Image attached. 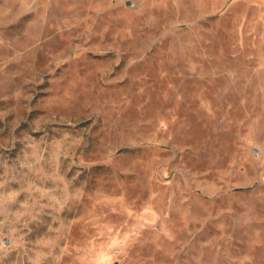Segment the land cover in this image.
I'll return each instance as SVG.
<instances>
[{"label": "rangeland", "instance_id": "374dc122", "mask_svg": "<svg viewBox=\"0 0 264 264\" xmlns=\"http://www.w3.org/2000/svg\"><path fill=\"white\" fill-rule=\"evenodd\" d=\"M0 264H264V0H0Z\"/></svg>", "mask_w": 264, "mask_h": 264}]
</instances>
